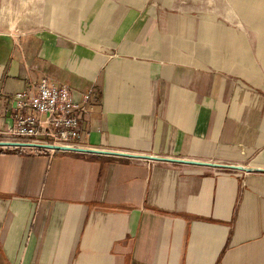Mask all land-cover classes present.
<instances>
[{
	"label": "crops",
	"instance_id": "0c3cea01",
	"mask_svg": "<svg viewBox=\"0 0 264 264\" xmlns=\"http://www.w3.org/2000/svg\"><path fill=\"white\" fill-rule=\"evenodd\" d=\"M260 1L0 8V128L49 76L82 147L264 168ZM0 264H264V172L0 146Z\"/></svg>",
	"mask_w": 264,
	"mask_h": 264
},
{
	"label": "built area",
	"instance_id": "2783aa9c",
	"mask_svg": "<svg viewBox=\"0 0 264 264\" xmlns=\"http://www.w3.org/2000/svg\"><path fill=\"white\" fill-rule=\"evenodd\" d=\"M89 99L87 93L83 103H77L69 85L45 76L32 90L15 93L14 123L0 128V140L80 146L81 119Z\"/></svg>",
	"mask_w": 264,
	"mask_h": 264
},
{
	"label": "water",
	"instance_id": "95a60500",
	"mask_svg": "<svg viewBox=\"0 0 264 264\" xmlns=\"http://www.w3.org/2000/svg\"><path fill=\"white\" fill-rule=\"evenodd\" d=\"M0 146L37 147V148H45V149H53V150L110 154V155H115V156L134 157V158L168 161V162H175V163L194 164V165L210 166V167H217V168H224V169L240 170V171H246V172H264L263 167L246 166L243 164L212 162V161H205V160L170 157V156H159V155H152V154H135L131 152L102 150V149H97V148H86L82 146H61V145H55V144H50V143L8 141V140H0Z\"/></svg>",
	"mask_w": 264,
	"mask_h": 264
},
{
	"label": "rangeland",
	"instance_id": "374dc122",
	"mask_svg": "<svg viewBox=\"0 0 264 264\" xmlns=\"http://www.w3.org/2000/svg\"><path fill=\"white\" fill-rule=\"evenodd\" d=\"M32 1L35 0H0V8L4 9L5 7H12L16 12L20 13L21 15L23 12H26V10L29 12L33 9V7L30 5ZM246 1V0H245ZM261 2L260 0H257ZM28 5H25L27 4ZM188 4H192L194 6H198L199 8H208L210 10L215 11H224L225 9H233V8H240L241 6L238 5V0H187ZM237 4V5H236ZM259 4V3H254ZM31 7V8H30ZM35 7V6H34ZM260 8H256L258 10ZM4 14V13H3ZM16 18L14 17V20ZM1 22H4V19L2 17ZM20 22V21H18Z\"/></svg>",
	"mask_w": 264,
	"mask_h": 264
}]
</instances>
